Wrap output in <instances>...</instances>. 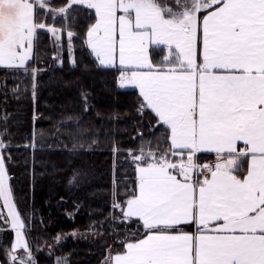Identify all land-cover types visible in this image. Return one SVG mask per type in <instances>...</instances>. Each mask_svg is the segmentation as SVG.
Listing matches in <instances>:
<instances>
[{"label":"snow or ice","instance_id":"snow-or-ice-1","mask_svg":"<svg viewBox=\"0 0 264 264\" xmlns=\"http://www.w3.org/2000/svg\"><path fill=\"white\" fill-rule=\"evenodd\" d=\"M37 5L61 17L74 5L95 10L89 47L101 65H113L118 52L120 65L135 69L122 71L121 83L139 88L141 108L166 126L170 154L178 157L173 162L144 145L133 155L138 190L113 207L125 220H141L147 233L106 264H264V0H176L174 7L164 0H70L59 9L47 0H0V66L25 68L40 29L60 39L63 30L36 21ZM211 5L217 7L201 17ZM66 35L70 43L74 34ZM161 45L167 54L156 65L149 49ZM238 142L246 149L237 151ZM7 147L0 138V200L14 231L9 259L36 264L9 184ZM205 151L216 153L215 166L196 163ZM204 171L211 178L200 179ZM193 221L199 234L173 231Z\"/></svg>","mask_w":264,"mask_h":264},{"label":"trees","instance_id":"trees-1","mask_svg":"<svg viewBox=\"0 0 264 264\" xmlns=\"http://www.w3.org/2000/svg\"><path fill=\"white\" fill-rule=\"evenodd\" d=\"M96 18L94 9L75 5L69 27L61 26L74 34L73 54L65 33L57 40L45 28L25 68L0 66V138L36 264H105L112 247L122 252L144 230L113 207L137 191L133 155L144 145L173 158L166 126L141 108L140 92L122 87V69L101 65L91 52L87 32ZM165 51L153 48V61ZM246 169L244 162L240 173ZM94 224L92 241L86 233ZM12 240L11 227L0 230L4 264H11Z\"/></svg>","mask_w":264,"mask_h":264},{"label":"crops","instance_id":"crops-1","mask_svg":"<svg viewBox=\"0 0 264 264\" xmlns=\"http://www.w3.org/2000/svg\"><path fill=\"white\" fill-rule=\"evenodd\" d=\"M209 1H210V0H209ZM172 6L174 7L175 5H172ZM216 7H217V5H211L209 8L204 9V10L200 13L201 17H202L203 15H206L207 13H209V12H211V11H214ZM36 10H37V7H36V9H35V19H36ZM117 14L119 15L120 13H117ZM96 21H97V18H96ZM96 21H95V23H96ZM95 23H94V24H95ZM116 38H117V40L119 39L118 33H117V37H116ZM87 41H88V36H87ZM88 46H89V45H88ZM155 47H157V46H152V47L149 49L150 54H151V59H152V50H153V48H155ZM158 47H162V48H164L166 51H165L164 54L161 53V54H163V55L160 56L161 58H160V60H159L158 62H154L153 59H152L153 64H156V65H159V64L163 61L164 56L167 54V48H166L165 46L161 45V46H158ZM89 48H90V47H89ZM201 48H202V42H201V40H200V38H199V36H198V39H197V46H196V57H197V62H198V63H199L200 60H201V56H200ZM90 50H91V48H90ZM91 52H92V50H91ZM92 53H93V52H92ZM93 55L96 57L95 53H93ZM96 59H97V57H96ZM97 60H98V59H97ZM98 62H99V60H98ZM99 63H100V62H99ZM103 66H107V67H118V68H121V69H122L121 72L123 71V72H125V73H128V72L131 71V70H135V69L130 68L129 66H126V65H120V63H119L118 52H117V54H116V59H115L113 65H111V66H109V65H103ZM145 70H146V69H145ZM121 72H120V74H119V81H120V83H121V79H120V77H121ZM127 84H128V83H127ZM122 87H124V88H136V89L139 91V88H138V87H136V86H134V85H131V84H128V85H122ZM144 103H145V102H144ZM246 147H247V146H245V145L243 144V142H238V144H237V151L245 150ZM202 155H204V156H205V155H211L213 158L210 159V160H204V161H202V160L200 159V157H201ZM171 160H172L173 162H176V161L178 160V157L173 156V158H172ZM195 160H196V163L199 164V165H202L203 163L206 164V163L212 161V162H214V166H215V164L218 162V157H217V155H216L215 152L205 151V152H199V153H197V154H196V157H195ZM244 162L247 163V166H248V158H247V157H242V158L240 159V161H239V163H240L241 165H242ZM238 174L241 175V176H243V174H241L240 172H239ZM245 174H246V173H245ZM245 174H244V175H245ZM137 176H138V172H137ZM204 176H207L208 178H211V174H210V172H207V171H204L203 174L200 175V179H203ZM196 178H197V173H196V172H193V180L195 181ZM137 190H138V188H137ZM4 212H5V211H3V213H4ZM3 216H4V214H1V212H0V219H1V220H3V218H2ZM131 219H132V220H137V221H139V222L141 223V225L143 226V222H142L141 220H139L138 218H131ZM5 221H6V220H5ZM9 225H10V223H9V224H8V223H5V224L0 223V230H4V229H6L7 227L10 228L11 225H10V226H9ZM210 227H211V226H210ZM143 228H144V226H143ZM177 230H179V231H181V232H186V233H189V234L195 236V235L199 234L200 231H201L202 229H201V227L197 224V222L193 221V222H188V223L180 224V225L177 226L176 229H173L174 232L177 231ZM146 233H147V230L144 228V230H143V232H142V235L139 236L138 238L134 239L133 241H135V240H137V239H141V238H143L144 235H146ZM25 237H26V234H25ZM26 239H27V237H26ZM27 241H28V239H27ZM133 241H131V242H133ZM13 243H14V231H13V240H12V245H11L10 250H11L12 247H13ZM125 249H126V247H125ZM125 249H124V251H125ZM124 251H123V252H124ZM123 252H122V253H123ZM8 253H9V251L6 252V254H7L8 258H9V254H8ZM2 258H3V255L1 254V250H0V264H4V261H3Z\"/></svg>","mask_w":264,"mask_h":264},{"label":"rangeland","instance_id":"rangeland-1","mask_svg":"<svg viewBox=\"0 0 264 264\" xmlns=\"http://www.w3.org/2000/svg\"><path fill=\"white\" fill-rule=\"evenodd\" d=\"M164 2L169 4V5H175L176 0H164ZM69 3H70V0H68V2H67V0H57V2L54 3V4L48 3V7L52 8V9H59V8L67 6V4H69ZM74 6L69 10L70 11V15L69 16L61 17V16H54V14H52V13H50L48 11V8L41 9L37 5L36 6L37 7V17H39V20L42 21V22L40 21L41 23H44L46 25L47 22L48 23L50 22L49 24H51V25H48V26H54L58 30H63V32L61 33V36H60V39H62V37L64 36V33L66 34V32L69 31L67 28H62V27H69V25H70L69 21H70V19L72 17V11L74 9ZM55 25L56 26L60 25V27H56ZM46 29H47V27H46ZM51 36L54 38V36L52 34H51ZM70 47H71V53L73 54L74 53L73 43H70ZM121 85H122V83H121ZM123 85H128V84H127V82H125ZM5 165H6V163H5ZM7 172H8V170H7ZM8 175H9V173H8ZM9 184H10V177H9ZM10 186H11V184H10ZM11 189H12V187H11ZM13 196H14V194H13ZM14 203H15V205L17 207V210H18V206L16 204L15 197H14ZM3 211H5V212L3 213ZM0 212H1V214H4V216L2 217L3 220L0 219V223L5 224V220H9L10 218L7 216V208L3 206V201L2 200H0ZM97 231H98V224L92 225L91 228L89 229V231L86 233L87 237L90 238L92 241L96 240V237L99 236V234H97ZM112 249H113V247H112ZM112 249L109 250V254H108L107 260L109 259L110 256L114 257L116 254L122 253L124 251L123 250L122 252L119 251L117 253H113ZM20 254L22 255V253H20ZM106 261H105V264H106Z\"/></svg>","mask_w":264,"mask_h":264},{"label":"built area","instance_id":"built-area-1","mask_svg":"<svg viewBox=\"0 0 264 264\" xmlns=\"http://www.w3.org/2000/svg\"><path fill=\"white\" fill-rule=\"evenodd\" d=\"M203 165H210V166H214V162H209V163H207V164H203Z\"/></svg>","mask_w":264,"mask_h":264}]
</instances>
